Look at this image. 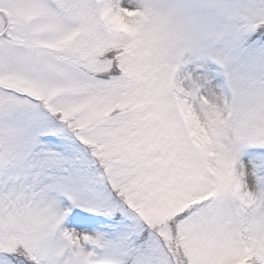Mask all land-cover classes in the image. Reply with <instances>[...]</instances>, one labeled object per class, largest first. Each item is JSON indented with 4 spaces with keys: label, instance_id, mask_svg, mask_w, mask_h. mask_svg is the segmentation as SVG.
Returning <instances> with one entry per match:
<instances>
[{
    "label": "snow or ice",
    "instance_id": "1",
    "mask_svg": "<svg viewBox=\"0 0 264 264\" xmlns=\"http://www.w3.org/2000/svg\"><path fill=\"white\" fill-rule=\"evenodd\" d=\"M0 264H264V0H0Z\"/></svg>",
    "mask_w": 264,
    "mask_h": 264
}]
</instances>
